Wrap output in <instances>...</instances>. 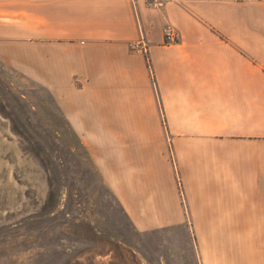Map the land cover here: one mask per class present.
<instances>
[{
  "label": "crops",
  "instance_id": "crops-1",
  "mask_svg": "<svg viewBox=\"0 0 264 264\" xmlns=\"http://www.w3.org/2000/svg\"><path fill=\"white\" fill-rule=\"evenodd\" d=\"M0 50L139 229L186 210L209 264H264V0H0Z\"/></svg>",
  "mask_w": 264,
  "mask_h": 264
},
{
  "label": "rangeland",
  "instance_id": "rangeland-1",
  "mask_svg": "<svg viewBox=\"0 0 264 264\" xmlns=\"http://www.w3.org/2000/svg\"><path fill=\"white\" fill-rule=\"evenodd\" d=\"M7 60L0 55V264H209L186 210L136 226L53 94Z\"/></svg>",
  "mask_w": 264,
  "mask_h": 264
},
{
  "label": "built area",
  "instance_id": "built-area-1",
  "mask_svg": "<svg viewBox=\"0 0 264 264\" xmlns=\"http://www.w3.org/2000/svg\"><path fill=\"white\" fill-rule=\"evenodd\" d=\"M165 39H166V43H174V42L178 41L179 35H178L177 31L172 26H167V28L165 30ZM131 50L135 53H140L145 57L147 64H148V67H149V70L152 74L150 50H149V46H148L146 39H145L143 34L141 36V39L138 42L132 44Z\"/></svg>",
  "mask_w": 264,
  "mask_h": 264
},
{
  "label": "bare ground",
  "instance_id": "bare-ground-1",
  "mask_svg": "<svg viewBox=\"0 0 264 264\" xmlns=\"http://www.w3.org/2000/svg\"><path fill=\"white\" fill-rule=\"evenodd\" d=\"M6 132V131H5ZM17 145V144H16Z\"/></svg>",
  "mask_w": 264,
  "mask_h": 264
}]
</instances>
